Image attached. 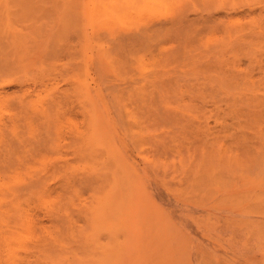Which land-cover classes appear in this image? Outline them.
Wrapping results in <instances>:
<instances>
[{
  "label": "rangeland",
  "instance_id": "obj_1",
  "mask_svg": "<svg viewBox=\"0 0 264 264\" xmlns=\"http://www.w3.org/2000/svg\"><path fill=\"white\" fill-rule=\"evenodd\" d=\"M0 264H264V0H0Z\"/></svg>",
  "mask_w": 264,
  "mask_h": 264
}]
</instances>
